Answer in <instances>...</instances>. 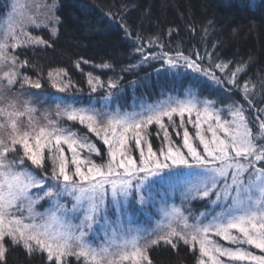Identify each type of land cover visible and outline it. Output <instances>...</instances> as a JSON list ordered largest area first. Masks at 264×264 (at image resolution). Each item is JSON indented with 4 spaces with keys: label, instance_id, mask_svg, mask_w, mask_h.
<instances>
[{
    "label": "snow or ice",
    "instance_id": "1",
    "mask_svg": "<svg viewBox=\"0 0 264 264\" xmlns=\"http://www.w3.org/2000/svg\"><path fill=\"white\" fill-rule=\"evenodd\" d=\"M42 7L43 19L13 17L0 28V264L10 248L39 254L45 264H153L149 251L161 244L185 246L194 264H264V78L257 101L256 85L240 82L246 64L206 53L205 66L199 52L173 55L155 37L148 44L159 53L135 48L140 64L159 61L157 75L181 68L198 74L182 98L122 111L112 107L122 77L105 81L89 71L87 103L49 96V107L38 108L40 94L28 90L41 89V77L28 74L36 66L18 50L51 46L33 32L57 35L59 5ZM81 63L89 61L76 68ZM47 80L60 93L75 87L63 68L49 70ZM202 86H214L209 97L235 89L247 107L202 98ZM101 90L94 100L91 93ZM177 192L180 204H169ZM194 201L211 207L197 213ZM152 209L159 214L154 227L138 226L137 214L153 216Z\"/></svg>",
    "mask_w": 264,
    "mask_h": 264
},
{
    "label": "trees",
    "instance_id": "2",
    "mask_svg": "<svg viewBox=\"0 0 264 264\" xmlns=\"http://www.w3.org/2000/svg\"><path fill=\"white\" fill-rule=\"evenodd\" d=\"M50 1V0H48ZM11 0H0V16L8 14ZM59 5L56 13L61 18L58 33L54 37L49 31H40L39 35L48 39L50 47L38 46L18 50L21 59H28L31 67L28 74L36 79L39 74L43 87L37 92L39 98H33L38 108L49 107V96L65 97L69 101L87 103L90 92L86 83V74L91 71L102 80L120 79V89L113 98L112 107L121 106L122 111H131L140 103H155L167 99L169 95L183 97L184 90L192 83V77L198 74L183 68L165 73L159 61L140 64L141 53L136 47L143 46L144 54L159 53L158 44L149 45L151 38L159 37L164 50L175 54L177 50L185 55L199 52L205 59L206 53H212L219 61H231L232 65L246 64V72L240 76V82L250 80L256 85L254 92L257 101L261 99L260 82L264 78V0H55ZM125 23L131 36L126 35L121 23ZM169 30L171 35H169ZM207 30V31H205ZM141 38L136 40V36ZM215 46V47H213ZM88 60L76 68L77 61ZM103 63L112 65L110 69L95 67ZM130 65H139L131 71H122ZM58 68L66 69L75 87L60 93L50 87L47 72ZM201 81L206 78L200 76ZM135 81V85L132 82ZM210 85L211 82L209 81ZM199 91L203 97L215 91L214 86H202ZM217 92L215 97L225 104L232 99L239 100L247 107L242 94ZM103 95V90L91 93L95 100ZM99 106V105H98ZM221 107L223 105H220ZM78 128L81 126L77 125ZM191 128V126H189ZM154 148L160 146L156 139V126H152ZM94 139V138H93ZM98 146L99 142H98ZM102 151L104 149L102 148ZM97 163L102 161L93 157ZM106 160L107 157L105 156ZM198 202L193 204L195 209ZM209 205H202L204 211ZM198 209V207H197ZM198 213V211H197ZM153 264H194L192 253L183 245L173 250L161 244L150 249ZM7 264H45L44 258L37 254L29 257L22 248H10L7 252ZM72 264L76 262L72 261Z\"/></svg>",
    "mask_w": 264,
    "mask_h": 264
},
{
    "label": "rangeland",
    "instance_id": "3",
    "mask_svg": "<svg viewBox=\"0 0 264 264\" xmlns=\"http://www.w3.org/2000/svg\"><path fill=\"white\" fill-rule=\"evenodd\" d=\"M11 5H9L8 7H10L11 9L9 10L10 12L8 14L3 13L0 16V28H3L7 22L8 19L13 18V17H17L19 18L20 16H29V15H35L40 19H43V5L47 2H50L48 0H11ZM15 6V7H14ZM49 31L47 29H39V30H35L33 32L34 35H39L40 31ZM134 110V109H133ZM131 110V111H133ZM135 110H139V106L137 108H135ZM130 111V112H131ZM159 199V198H158ZM168 203H175L176 205L180 204V195L177 192L175 194L174 197H170L168 199ZM196 202L194 201L193 204H195ZM203 202H198L196 210L199 212L201 206L203 205ZM205 205V204H204ZM159 206V205H157ZM45 207H47V205H45ZM193 207V205H192ZM211 206L209 205V208ZM195 209V206L193 207ZM38 211L43 212L45 209L43 207H38L37 209ZM153 213V216H149V214L147 212H141L137 214V218H136V224L138 226L144 227V228H151L154 227V220L155 219H159V214L155 212V209L151 210ZM73 262H75L73 260Z\"/></svg>",
    "mask_w": 264,
    "mask_h": 264
}]
</instances>
